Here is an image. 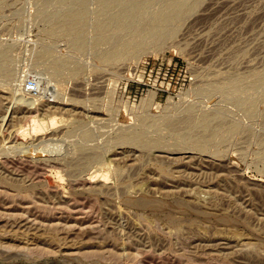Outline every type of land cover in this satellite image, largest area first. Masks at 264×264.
<instances>
[{
	"label": "rangeland",
	"instance_id": "obj_1",
	"mask_svg": "<svg viewBox=\"0 0 264 264\" xmlns=\"http://www.w3.org/2000/svg\"><path fill=\"white\" fill-rule=\"evenodd\" d=\"M0 52V264H264V0H0Z\"/></svg>",
	"mask_w": 264,
	"mask_h": 264
},
{
	"label": "bare ground",
	"instance_id": "obj_2",
	"mask_svg": "<svg viewBox=\"0 0 264 264\" xmlns=\"http://www.w3.org/2000/svg\"><path fill=\"white\" fill-rule=\"evenodd\" d=\"M90 1H91V0H90ZM130 1H131V0H130ZM45 2H46V1H45ZM48 2H49V1H48ZM187 2H188V1H187ZM89 4H90V3H89ZM194 5H195V4H194ZM27 6H28V5H27ZM79 9H80V8H79ZM104 9H105V8H104ZM70 10H71V9H70ZM93 10H94V9H93ZM22 11H23V10H22ZM44 12H45V11H44ZM117 12H118V11H117ZM121 12H122V11H121ZM24 13H25V12H24ZM98 14H99V13H98ZM121 14H122V13H121ZM27 15H28V14H27ZM125 16H126V15H125ZM26 17H27V16H26ZM89 17H91V16H89ZM89 17H88V18H89ZM23 18H24V17H23ZM29 19H30V18H29ZM80 20H81V19H80ZM27 21H28V20H27ZM115 21H116V20H115ZM25 22H26V21H25ZM28 23H29V22H28ZM130 23H131V22H130ZM65 25H66V24H65ZM68 25H69V24H68ZM89 25H90V24H89ZM110 25H111V24H110ZM113 26H114V25H113ZM70 28H71V27H70ZM108 28H109V26H108ZM105 30H106V29H105ZM123 30H124V29H123ZM107 35H108V34H107ZM109 35H110V34H109ZM123 35H125V34H123ZM110 36H111V35H110ZM160 37H161V36H160ZM88 40H89V39H88ZM100 40H101V39H100ZM86 46H87V45H86ZM135 49H136V48H135ZM86 51H87V50H86ZM45 52H46V51H45ZM92 52H93V51H92ZM92 52H91V53H92ZM97 52H98V51H97ZM0 53H2V52H0ZM137 53H138V52H137ZM2 54H3V53H2ZM3 56H4V55H3ZM113 56H114V55H113ZM0 57H1V56H0ZM39 57H40V58L44 57V54H43V56H39ZM45 57H46V56H45ZM106 57H107V56H106ZM114 58H115V56H114ZM59 61H60V60H59ZM15 62H16V61H15ZM47 62H48V61H47ZM53 63H54V62H53ZM53 63L50 64V68L53 70V73H56V71H58L59 69H60V70H61V69H67V68H66V65H67V64H66L65 62H63V61H61V62H57V63H59V64H55V63H56V62H55V63H54L55 65H54ZM47 64H48V63H47ZM32 65H33V64H32ZM53 65H54L55 67H54ZM56 65H57V66L60 65L61 67H59L58 70H57V69L55 70ZM68 65H69V64H68ZM70 65H71V64H70ZM42 66H43V65H42ZM20 67H21V66H20ZM45 67L47 68V66H45ZM75 68H76V67H75ZM70 69H71V68H70ZM86 69H87V68H86ZM41 70H44V71H45V68L43 67V69H41ZM60 70H59V71H60ZM10 71H11V70H10ZM15 71H16V70H15ZM65 71H69V72L71 71L70 74H72V72L74 73V70H65ZM49 73H50V72H49ZM51 73H52V72H51ZM42 75H43V74H42ZM61 75H62V74H61ZM8 77H9V76H8ZM14 77H15V76H14ZM35 77H36V76H35ZM5 78H6V77H5ZM13 79H14V78H13ZM15 79H16V78H15ZM50 80H51V79H50ZM46 81H47V80H46ZM50 82H51V81H50ZM227 82H228V81H227ZM51 83H52V82H51ZM17 84H18V83H17ZM68 89H69V88H68ZM71 89H72V88H71ZM208 90H209V89H208ZM263 90H264V88H263ZM260 92H261V90H260ZM258 93H259V92H258ZM72 94H73V93H72ZM259 94H260V93H259ZM204 95H205V94H204ZM245 95H246V94H245ZM235 97H236V96H235ZM60 98H61V96H60ZM254 98H255V97H254ZM53 99H54V98H53ZM235 99H236V98H235ZM60 100H61V99H60ZM237 108H238V107H237ZM209 113H210V112H209ZM46 117H47V116H46ZM34 118H35V117H34ZM54 118H55V117H54ZM35 119H36V118H35ZM52 119H53V118H52ZM52 119H51V120H52ZM28 120H29V119H28ZM37 122H38V121H37ZM48 122L54 123V120H52V121H48ZM48 122H47L46 125H49ZM187 122H188V121H187ZM31 123H33V122H31ZM38 123H39V122H38ZM40 123H41V122H40ZM40 123H39V125H40ZM45 123H46V122H45ZM41 124H42V123H41ZM101 124H103V123H101ZM34 125H35V124H34ZM52 125H53V124H52ZM32 126H33V125H32ZM49 126H51V125H49ZM40 127H41V126H40ZM219 127H220V126H219ZM34 128L37 129L38 127L35 125ZM34 128H33V129H34ZM42 128H43V127H42ZM88 128H89V127H88ZM107 128H108V127H107ZM91 129H92V128H91ZM95 129H96V128H95ZM98 129H99V128H98ZM133 129H134V128H133ZM43 130H44V129H43ZM43 130H42V131H43ZM108 130H109V129H108ZM131 130H132V129H131ZM86 132H87V131H86ZM144 132H145V131H144ZM83 134H84V133H83ZM91 134H92V133H91ZM84 135H85V136H86V135L90 136L89 133L84 134ZM93 135H95V134H94V131H93ZM96 135H97V134H96ZM118 136H119V135H118ZM91 137H93V136H91ZM94 137H95V136H94ZM94 137H93V138H94ZM82 138H83V137H82ZM95 138H96V137H95ZM97 138H98V137H97ZM134 138H135V137H134ZM92 140H93V139H92ZM94 140H95V139H94ZM96 140H97V139H96ZM99 140H100V139H99ZM45 141H46V140H45ZM45 141H43V142H45ZM84 142H85V141H84ZM121 142H122V141H121ZM61 143H62V142H61ZM64 143H65V142H64ZM66 144H67V143H66ZM106 144H107V143H106ZM60 145H61V144H60ZM93 146H94V145H93ZM58 147H59V146H58ZM136 147H137V146H136ZM151 147H152V146H151ZM155 147H156V146H155ZM158 147H161V146H158ZM29 148H30V147H29ZM31 148H32V147H31ZM63 148H64V146H63ZM34 149H35V148H34ZM36 149H37V147H36ZM70 149H71V148H70ZM72 149H73V148H72ZM35 151H36V150H35ZM61 151H62V150H61ZM31 152H32V151H31ZM35 154H36V153H35ZM60 154H61V153H60ZM62 156H64V155H62ZM97 156H98V155H97ZM93 161H94V160H93ZM92 179H93V178H92ZM101 180H102V179H101ZM21 188H22V187H21ZM142 201H143V200H142ZM137 202H138V201H137ZM140 202H141V201H140ZM143 203H144V202H143ZM147 203H148V202H147ZM139 204H140V203H139ZM141 204H142V202H141ZM151 204H152V203H151ZM185 206H186V205H185ZM141 207H143V206H141ZM16 219H17V218H16ZM29 241H30V240H29Z\"/></svg>",
	"mask_w": 264,
	"mask_h": 264
},
{
	"label": "built area",
	"instance_id": "obj_3",
	"mask_svg": "<svg viewBox=\"0 0 264 264\" xmlns=\"http://www.w3.org/2000/svg\"><path fill=\"white\" fill-rule=\"evenodd\" d=\"M38 86L36 84V81L34 79H30L27 81L26 85H25V92L29 93V94H34L37 93V89Z\"/></svg>",
	"mask_w": 264,
	"mask_h": 264
}]
</instances>
